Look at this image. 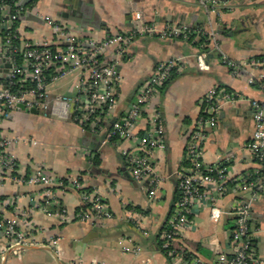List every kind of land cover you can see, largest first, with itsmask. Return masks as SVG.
I'll return each mask as SVG.
<instances>
[{"label": "crops", "instance_id": "1", "mask_svg": "<svg viewBox=\"0 0 264 264\" xmlns=\"http://www.w3.org/2000/svg\"><path fill=\"white\" fill-rule=\"evenodd\" d=\"M220 1L223 7L219 13H208L197 0H35L25 7L16 28L22 47L53 42V20L68 23L82 38L101 40L109 32L130 31L135 19L141 17L161 30L171 24L202 28L215 35L219 51L206 55L207 68L202 69L200 38L136 37L119 65L118 104L112 121L128 110L141 84L160 63L174 59L179 65L175 75L145 106L135 129L138 135L144 134L156 111L165 126L163 146L153 153L156 170L163 178L155 198L150 197L148 181L133 178L123 155V150L135 149L134 140L104 143V132L88 133L68 120L15 109L12 117L0 125V136L13 140L7 151L17 157L13 173L0 161V217L17 221L21 230L31 232L47 245L11 251L0 231V264H4L8 252L6 264H174L161 251L158 236L177 200L178 172L187 168L183 163L189 133L202 115V99L213 87L239 95L236 101L222 105L218 124L208 130L202 157L205 164H224L229 179L220 196L213 186L206 187L209 198L194 204L191 225L178 236L177 243L204 264H220L233 254L229 240L235 224L233 212L248 196L241 193L238 178L252 176L259 169L248 144L255 127L251 100L263 98L264 91L249 79L264 76V67L251 68L236 77L223 59L242 61L264 55V0ZM10 11H5L6 16ZM3 29L0 24V55L4 49ZM5 70L0 71V87L6 80ZM79 75L70 74L63 83L53 86L48 92L50 100L74 94ZM96 157L98 164L94 162ZM39 169L65 179L81 176L85 188L105 198L113 218L95 224L80 221L76 218L81 208L77 191L54 187L53 195L47 197L44 186L21 180ZM212 201L222 211L219 219L211 215ZM57 205L67 211L69 220L62 221L43 211L47 206L54 212ZM131 209L141 219L139 228L127 220ZM250 222L255 257L264 259V193L252 205ZM52 239H59L57 247L48 245ZM136 246L142 251H124L125 247Z\"/></svg>", "mask_w": 264, "mask_h": 264}, {"label": "built area", "instance_id": "2", "mask_svg": "<svg viewBox=\"0 0 264 264\" xmlns=\"http://www.w3.org/2000/svg\"><path fill=\"white\" fill-rule=\"evenodd\" d=\"M208 13H219L220 0H197ZM11 7L0 1V16H6L5 11ZM25 13V7L18 5L14 13L6 16L1 22L6 30L3 55L11 64L7 85L0 87V125L12 117L19 104L28 110L37 109L45 116H53L77 124L83 131L99 134L104 132V143L121 140H134L135 149L123 150L133 178L137 181H148L151 198H155L163 178L157 172L153 153L163 146L165 126L159 112H155L150 120V128L142 135L135 131L145 106L150 103L155 94L160 93L166 83L179 69L177 60L160 63L154 72L140 86L135 100L128 110L114 123L112 115L118 104L117 80L119 65L128 56L130 44L136 37L159 36L165 39L190 40L206 36V43L199 56V66L207 68V54L219 51L218 43L213 33H207L202 28L192 29L185 24H171L159 29L156 24L141 17L134 21L133 28L128 32H109L101 40L82 38L77 30L63 21H51L55 40L44 41L39 46L25 44L13 45L11 30L16 21ZM19 52L18 59L16 53ZM231 73L238 77L249 69L264 67V55L250 59L235 61L223 59ZM1 67V66H0ZM80 73L76 91L72 95H63L50 100L47 86L51 81H57L73 73ZM251 84H258L264 91V76L250 77ZM239 98L237 93L224 88H211L201 101L202 115L191 129L186 144V160L190 166L178 172V197L171 216L165 228L160 232V249L167 253L174 264H204L188 250L175 247L177 238L191 225L190 213L197 201L208 197L206 187H214L217 195L225 193L227 167L222 163L205 164L203 150L208 130L214 128L219 121L218 114L224 103H231ZM254 132L248 144V149L259 164V169L248 177H239L238 184L241 193L245 195L243 202L234 210L235 224L229 232V240L233 245V254L221 260L220 264H264V259L255 257L253 236L251 230V212L254 201L264 193V97L252 99ZM110 124V125H109ZM13 145V140L0 136V161L4 168L13 173L17 167V157L7 150ZM23 182L31 185H42L46 188L47 197L53 195V188H70L77 191L81 197V208L76 218L80 221L95 224L104 223L113 218V214L105 198L95 190L84 187L82 177L65 179L49 175L42 169L37 173L24 177ZM214 200V199H213ZM48 202V201H47ZM43 211L48 215L58 216L62 221L69 220L67 211L57 205V210L51 212L47 206ZM214 219L221 218L222 211L217 203L212 201L210 207ZM127 220L139 228L141 219L134 210H129ZM0 229L9 241L11 251L23 250L28 246H36L39 242L31 232L19 228L17 221H8L0 217ZM59 239H52L48 245L57 247ZM125 252L139 253L141 246L124 248Z\"/></svg>", "mask_w": 264, "mask_h": 264}, {"label": "trees", "instance_id": "3", "mask_svg": "<svg viewBox=\"0 0 264 264\" xmlns=\"http://www.w3.org/2000/svg\"><path fill=\"white\" fill-rule=\"evenodd\" d=\"M0 1L3 2V3H5V4H7V5H9V6L11 7V12H12V13H14V12L16 11V9L18 8V2H19V0H0ZM5 19H6V16H4V17H1V16H0V24H1V22H2L3 20H5ZM17 23H18V21H16V22L14 23L13 28H12V30H11V34H12L13 36H15V37H13V45H14V46H19V45H20L19 39H18V37H17V35H16ZM2 35H3V37L6 36V30H5V29H3ZM194 38H195V35L193 34V35L191 36V39H190V40H192V39H194ZM203 43H206V36L201 37V38H200V41H198V44H201V45H202ZM203 50H207V47H203ZM14 55H16V57H17L18 59L21 58V57L19 56V52L16 53V54H14ZM7 56H8V54H7V55H3L2 58L7 59ZM0 60H1V59H0ZM175 72H176V70H175ZM175 72L173 73L172 77L175 75ZM94 162L97 163V164L99 163V161H98V157H96V158L94 159ZM183 166H186V167L190 166V162H189L188 160H186V161L183 163ZM63 180H65V178H63ZM177 197H178V196H177ZM165 225H166V223L163 225L162 230L165 228ZM162 230H161V231H162ZM159 236H160V234H159ZM159 236H158V242H159V245H160V244H161V240H160ZM174 245H175L176 248H179L177 242H176ZM179 249H182V248H179ZM185 250H186V249H185ZM191 254H192V253H191ZM166 256L168 257V259H170L169 255H168L167 253H166Z\"/></svg>", "mask_w": 264, "mask_h": 264}, {"label": "water", "instance_id": "4", "mask_svg": "<svg viewBox=\"0 0 264 264\" xmlns=\"http://www.w3.org/2000/svg\"><path fill=\"white\" fill-rule=\"evenodd\" d=\"M35 0H21L20 2H19V6H21V7H27L28 5H30V4H32V2H34ZM76 11H78V13H79V8L78 9H76ZM76 22L77 23H80V24H85V22L83 21H77L76 20ZM91 22H94V21H91ZM90 23V22H89ZM92 24H95V23H92ZM3 57V54H1L0 55V58H1V60L4 62V63H1V60H0V63L2 64V66H1V68H0V71L1 72H3V69L4 68H6V70H5V73H7V76H6V80H5V82H4V85L6 86L7 85V79H8V73H9V70H10V68H11V64L9 63V62H6V59L5 58H2ZM20 109H24V110H26V111H29V112H31V113H35V114H37L39 111L37 110V109H30V110H28V109H26L25 107H24V105H22V104H19V106H18ZM116 120L114 119L113 121H112V123H114ZM88 133H91V132H88ZM0 231H1V229H0ZM2 232V231H1ZM51 251L55 254V258H56V260L57 261H59V257L57 256V254H56V252L53 250V249H51ZM10 253L11 252H8L5 256H4V264H6V261H7V259H8V257H9V255H10Z\"/></svg>", "mask_w": 264, "mask_h": 264}, {"label": "rangeland", "instance_id": "5", "mask_svg": "<svg viewBox=\"0 0 264 264\" xmlns=\"http://www.w3.org/2000/svg\"><path fill=\"white\" fill-rule=\"evenodd\" d=\"M66 78L67 77H64V78H61V79H59L57 81L50 82L48 87H47V91L49 92V90H51L53 88V86L56 87L60 83H63Z\"/></svg>", "mask_w": 264, "mask_h": 264}]
</instances>
